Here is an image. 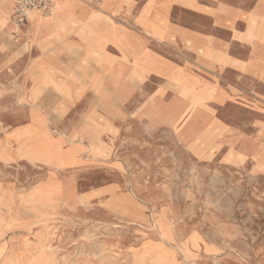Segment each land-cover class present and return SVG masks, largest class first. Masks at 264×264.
Wrapping results in <instances>:
<instances>
[{
  "label": "rangeland",
  "instance_id": "1",
  "mask_svg": "<svg viewBox=\"0 0 264 264\" xmlns=\"http://www.w3.org/2000/svg\"><path fill=\"white\" fill-rule=\"evenodd\" d=\"M74 1L100 17V0ZM144 2L102 12L113 30L81 22L83 63L105 72L84 82L66 74L79 60L59 42L76 24L65 17L71 0H53L51 18L29 14L19 43L13 0H0V264H264V179L229 159L255 116L204 105L214 77L134 25ZM146 12L136 23L161 38ZM53 40L45 55L56 68L38 58ZM106 44L120 51H109L115 78ZM150 51L176 56L193 78ZM150 72L170 82L145 80Z\"/></svg>",
  "mask_w": 264,
  "mask_h": 264
},
{
  "label": "crops",
  "instance_id": "2",
  "mask_svg": "<svg viewBox=\"0 0 264 264\" xmlns=\"http://www.w3.org/2000/svg\"><path fill=\"white\" fill-rule=\"evenodd\" d=\"M88 1L95 2V0ZM99 2L103 3V6L97 10L100 13L98 18V16L95 17L91 14V10H89L91 8L71 0L73 6L68 10L71 16L66 11L68 13L65 12V17L71 21H76V24L66 23L61 30L63 39L59 42L63 43L66 49L74 51L76 59L79 60L74 70L68 71L66 74L80 75L84 82H87V77L93 73L100 74L101 79V70L103 71V69L94 64L83 63L86 44L76 33L81 22H87L90 25L96 23L98 27L104 28L106 26L112 27L110 22L99 23L102 19L101 13L115 12L116 7H119L121 2L128 3L129 0H100ZM144 3L139 14L134 17V25L144 35H149L158 45H166L172 49L178 58L183 61H191L214 77L215 80H210L209 85L205 86L212 88L213 96L204 101V105L210 110L240 108L255 116L250 124L254 135L251 139H240V134H236L237 139L233 143V150L229 153L231 157L229 159L237 168L244 166L252 178L264 179V0H168L167 9L164 12L161 7L162 0H145ZM175 8H180L193 16H201L204 18L205 24L201 26L194 22L177 20L172 13ZM13 10L14 0L9 16L10 20L14 17ZM144 11L148 12L150 18L155 19L156 28L163 31L161 38L151 35V27L136 23V18L142 15ZM10 23L18 43L28 36L27 26L30 22L27 18L19 26L13 24V18ZM50 24L51 22L44 24L41 36H46L49 33ZM59 42L51 41L52 45L44 52H41L35 45L41 53L38 58L43 57L47 67L56 68L50 60L51 57L48 58L45 53ZM126 42L130 45V42ZM24 45L26 46L27 43ZM24 45L22 47L25 48ZM104 50L112 64L109 74L115 78V60L109 51H120L112 44H106ZM150 52L175 65L182 73L193 78L186 67H181L178 62L180 59L176 56L170 60L156 52ZM36 59L34 57L30 62ZM128 59L123 58V60ZM122 65L124 67L122 71H125V79L130 80L131 71L126 76L128 72L126 70L128 68L127 62L122 63ZM94 68H98V72L93 71ZM103 73L105 72L103 71ZM149 77L165 79L170 82L165 76L154 72H150L145 80ZM214 83H218L219 88L214 86ZM32 124L37 127V124L33 122ZM40 126L41 124H38V127ZM82 152L79 154L81 155Z\"/></svg>",
  "mask_w": 264,
  "mask_h": 264
},
{
  "label": "built area",
  "instance_id": "3",
  "mask_svg": "<svg viewBox=\"0 0 264 264\" xmlns=\"http://www.w3.org/2000/svg\"><path fill=\"white\" fill-rule=\"evenodd\" d=\"M52 9L53 0H14L13 24L19 26L31 10L47 16L52 13Z\"/></svg>",
  "mask_w": 264,
  "mask_h": 264
},
{
  "label": "bare ground",
  "instance_id": "4",
  "mask_svg": "<svg viewBox=\"0 0 264 264\" xmlns=\"http://www.w3.org/2000/svg\"><path fill=\"white\" fill-rule=\"evenodd\" d=\"M31 13L39 14V15L45 17V18H51V17L53 16V14H54V3H53L52 13H51L50 15L45 16V15L40 14L39 12H36V11L31 10V11H29V12L27 13V19H28L29 14H31ZM28 20H29V19H28ZM188 81H189V80H188Z\"/></svg>",
  "mask_w": 264,
  "mask_h": 264
}]
</instances>
